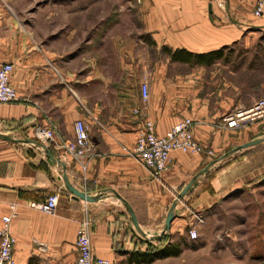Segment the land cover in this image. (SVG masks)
Instances as JSON below:
<instances>
[{"label": "crops", "instance_id": "crops-1", "mask_svg": "<svg viewBox=\"0 0 264 264\" xmlns=\"http://www.w3.org/2000/svg\"><path fill=\"white\" fill-rule=\"evenodd\" d=\"M255 2L0 0V64L14 66L11 85L18 93L16 102L0 103V134L14 139L0 138V227L10 216L16 264H74L77 232L86 223L93 255L114 264H137L131 259L138 254L157 255L142 264H264V230L244 229L245 208H236L264 182V120L219 128L225 114L247 101L239 86L216 95L214 67L225 60L173 59L177 51L184 58L223 48L227 57L236 48L233 73L264 76V15L254 16ZM253 87L264 97V77ZM185 118L215 156L175 151L153 177L133 156L143 121L163 136ZM78 120L89 126L93 145L86 172L53 144H45L52 163L44 148L27 141L35 140L37 127L50 125L57 140H72ZM257 139L263 141L240 148ZM65 172L98 200L74 199ZM54 194L52 213L31 205ZM124 201L146 237L135 231ZM193 228L197 239L190 237ZM164 235L166 244L156 245ZM148 244L157 247L151 252ZM169 244L181 249L178 256L164 255Z\"/></svg>", "mask_w": 264, "mask_h": 264}, {"label": "built area", "instance_id": "built-area-1", "mask_svg": "<svg viewBox=\"0 0 264 264\" xmlns=\"http://www.w3.org/2000/svg\"><path fill=\"white\" fill-rule=\"evenodd\" d=\"M264 0H256L254 8L255 17H263ZM14 66L10 63L0 64V103H13L18 100V93L11 85V75ZM140 96L142 104L146 105L150 99V85L144 79L140 83ZM138 111H135V113ZM264 119V99L257 101L251 107H238L223 117V123L228 129H237L249 122H257ZM193 121L185 118L172 127L165 135L156 134L154 123L148 119L143 121V129L138 135L133 156L144 165L150 174L158 178L165 171L171 161V154L175 151L187 154H204L214 157L215 152L202 145L192 132ZM35 140L43 144H53L63 153L69 155L83 171L92 158L93 145L90 138V128L83 120L74 124V137L72 140H57V132L53 125L37 127L34 131ZM58 204V195H50L45 202L32 203L31 205L43 212L52 213ZM198 222H202L201 216H196ZM0 227V264H16L14 248L16 239L10 232L11 217L5 216ZM191 239H197L196 229L189 231ZM75 246L78 252L74 264H114L106 258H98L93 255L88 223L82 225L76 237Z\"/></svg>", "mask_w": 264, "mask_h": 264}, {"label": "rangeland", "instance_id": "rangeland-1", "mask_svg": "<svg viewBox=\"0 0 264 264\" xmlns=\"http://www.w3.org/2000/svg\"><path fill=\"white\" fill-rule=\"evenodd\" d=\"M237 47V46H236ZM237 50L229 51L227 57H225V61L219 62L221 66L214 67V87L216 91V95L225 91L228 86H239L243 94H245L246 102L245 107L253 106L257 101L264 99L260 93H257L254 89L253 85L255 82L261 79L260 74H254L250 69H246L245 72H239L235 74L233 73L234 68L237 67ZM257 80V81H256ZM221 97V94H219ZM224 96V95H223ZM219 97V98H220ZM245 100V99H244ZM236 108L234 107L231 111H234ZM229 111V112H231ZM228 112V113H229ZM226 115V114H225ZM224 115V116H225ZM223 116V117H224ZM218 126L219 128L225 127L223 123ZM264 120V119H262ZM261 121V120H259ZM255 122H247L241 125L239 128L243 129L247 126L252 125ZM237 128V129H239ZM238 210L242 211L245 208V222L246 226L243 227L246 230H256L261 226V229L264 230V182L259 187H256L255 191L251 196L246 198V201L236 207Z\"/></svg>", "mask_w": 264, "mask_h": 264}, {"label": "water", "instance_id": "water-1", "mask_svg": "<svg viewBox=\"0 0 264 264\" xmlns=\"http://www.w3.org/2000/svg\"><path fill=\"white\" fill-rule=\"evenodd\" d=\"M0 138H3V139L8 140V141H14L13 138H11L9 136H6V135H3V134H0ZM27 141L30 142V143H33V144H35V145H37L39 147L44 148L46 150L47 157H48L49 161H51V162L52 161H54V162L56 161L52 157L51 152L48 150V148H47V146L45 144H43L41 142H38V141H35V140H27ZM262 141H263V139H257V140H254V141H250V142L242 145L240 148L241 149H245V148H248V147H251V146H255V145L260 144ZM64 167H66V165H64ZM194 182H195V180L193 182H191L188 186H186L184 188V190L179 195V198L184 197L192 189ZM64 183H65L66 190L72 195V197L74 199H76V200H82V201H86V202H96L98 200V197L97 196H92L89 193H86V192L81 191L78 188H76L69 181V178H68L66 172L64 173ZM124 203H125V207L127 209V212L129 214L130 221L132 222V225H133L135 231L139 235H141L142 237H146V233L142 229V227L140 226V224L138 222V219L136 217V214H135L133 208L126 201H124ZM175 206H176V203L173 204L172 208L170 209V211H169V213L167 215L166 221H165V229L167 231L170 229L171 223H172V221L175 218V213H174Z\"/></svg>", "mask_w": 264, "mask_h": 264}, {"label": "trees", "instance_id": "trees-1", "mask_svg": "<svg viewBox=\"0 0 264 264\" xmlns=\"http://www.w3.org/2000/svg\"><path fill=\"white\" fill-rule=\"evenodd\" d=\"M226 49L227 48H223V49H220L218 51H215V52H212V53H209V54H205V55H193V54H187L186 57L184 58H181L179 55L181 54V52H175L173 54V59L175 60H180L182 62H187V63H194V64H197V65H211V64H214L215 62L217 61H220V60H225L226 56H225V53H226ZM232 51V50H230ZM229 52V51H228ZM227 52V53H228ZM163 244H166V237L165 235L162 236L156 245L158 246H161ZM148 247H149V250H151V252H153L154 248H156L155 246H153L152 244H148ZM163 250H164V255L165 256H178L181 252V249L176 247V246H172L169 244L165 247H163ZM137 259H131L132 261H134L135 263L137 264H142V263H152L154 262L156 259H157V255H147V254H138L137 255Z\"/></svg>", "mask_w": 264, "mask_h": 264}]
</instances>
